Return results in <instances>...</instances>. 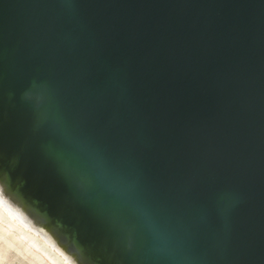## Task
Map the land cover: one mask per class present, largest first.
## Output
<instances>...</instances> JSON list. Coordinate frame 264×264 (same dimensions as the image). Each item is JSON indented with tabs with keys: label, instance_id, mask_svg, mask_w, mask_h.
Wrapping results in <instances>:
<instances>
[{
	"label": "water",
	"instance_id": "1",
	"mask_svg": "<svg viewBox=\"0 0 264 264\" xmlns=\"http://www.w3.org/2000/svg\"><path fill=\"white\" fill-rule=\"evenodd\" d=\"M0 174L88 264H264V0H0Z\"/></svg>",
	"mask_w": 264,
	"mask_h": 264
},
{
	"label": "bare ground",
	"instance_id": "2",
	"mask_svg": "<svg viewBox=\"0 0 264 264\" xmlns=\"http://www.w3.org/2000/svg\"><path fill=\"white\" fill-rule=\"evenodd\" d=\"M3 177V174H0V181L2 180V182ZM7 192L12 197L10 188H7ZM15 202L23 206L28 215L39 225L36 231L46 238L47 243L43 248L22 244L18 234L5 224L3 230L0 231V260H6L5 254L12 251L18 260L23 261H45L46 264H88L80 252L71 249L69 242L62 239V232L59 229H56L55 226L40 217L27 204L16 200Z\"/></svg>",
	"mask_w": 264,
	"mask_h": 264
},
{
	"label": "clouds",
	"instance_id": "3",
	"mask_svg": "<svg viewBox=\"0 0 264 264\" xmlns=\"http://www.w3.org/2000/svg\"><path fill=\"white\" fill-rule=\"evenodd\" d=\"M15 231L22 244L43 248L46 246V238L36 229L39 225L25 211L23 206L15 202L7 190L0 191V231L4 225ZM0 264H46L37 260H0Z\"/></svg>",
	"mask_w": 264,
	"mask_h": 264
},
{
	"label": "rangeland",
	"instance_id": "4",
	"mask_svg": "<svg viewBox=\"0 0 264 264\" xmlns=\"http://www.w3.org/2000/svg\"><path fill=\"white\" fill-rule=\"evenodd\" d=\"M5 257H6V260H18V259L16 258L15 253H13L12 251L7 252V253L5 254Z\"/></svg>",
	"mask_w": 264,
	"mask_h": 264
}]
</instances>
